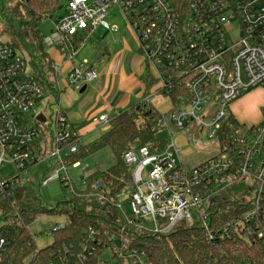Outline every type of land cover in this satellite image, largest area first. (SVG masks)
<instances>
[{"label":"built area","instance_id":"obj_1","mask_svg":"<svg viewBox=\"0 0 264 264\" xmlns=\"http://www.w3.org/2000/svg\"><path fill=\"white\" fill-rule=\"evenodd\" d=\"M113 8L122 12L138 54L172 102L169 112L158 113L157 119L168 139L156 143L154 150L141 147L122 155V163L131 169L128 200L111 204L118 215L110 223L85 232L79 253L56 256L52 264H152L135 244L136 235L169 234L179 223L193 222V214L209 243L253 236L264 248V210L257 200L264 188V120L261 127L229 135L224 130L232 115L230 105L250 88L264 86V0H66L64 14L44 36V46L59 49L71 61L74 36L98 26L114 29L105 21ZM97 76L88 64L76 65L68 72L67 85L80 91ZM44 92L27 60L10 42L0 43V168L7 164L15 170L12 178L0 180V199L16 197L21 175L39 163L49 164L43 187L59 181L74 195L71 171H85L79 162H66L78 150L79 135L59 107L50 148L43 154L41 133L33 125L39 122H32L29 114ZM141 104L148 105L147 99ZM94 121L110 122L105 115ZM171 126L178 134L193 126L215 141L216 156L186 168ZM247 180L254 182L249 198L256 199L254 208L221 226L212 225L205 209L227 188ZM103 185L92 182L91 188L100 195ZM1 222L0 259L10 247L11 234V223Z\"/></svg>","mask_w":264,"mask_h":264},{"label":"trees","instance_id":"obj_2","mask_svg":"<svg viewBox=\"0 0 264 264\" xmlns=\"http://www.w3.org/2000/svg\"><path fill=\"white\" fill-rule=\"evenodd\" d=\"M66 0H30L28 3L17 0H0V21L2 32L9 37L10 44L27 60L33 75L45 87L57 104L59 91L55 85V72L43 43L44 35L40 29L43 20L59 19L65 12ZM88 31L85 32L87 35ZM76 37V36H74ZM81 38L74 43L75 50L82 44ZM158 112L147 104H137L130 110L114 118L101 137L86 147L78 146L76 154L66 158L68 164L80 160L103 148L110 149L115 164L92 182L107 185L111 195L127 187L131 169L122 161V155L130 149L141 147L156 148L155 135ZM263 121L255 126L261 127ZM254 126V125H253ZM244 128L233 115L225 126L226 134ZM32 168L28 167L27 172ZM101 177V179H100ZM101 180V181H100ZM238 185V184H235ZM260 210H264L263 196L257 199ZM256 199H232L227 194L215 198L205 209L214 226H221L243 212L254 208ZM13 197L0 199L1 220L10 222V247L0 259V264H52L56 256L79 253L85 232L95 226L106 225L114 217L109 203L87 211L82 205L77 207L73 200H65L51 210L35 209L20 203L11 206ZM39 214L66 215L69 220L63 229L53 234L51 244L37 249L26 227ZM133 238V236H130ZM137 237V238H136ZM135 244L142 247L152 264H264V248L253 236H235L231 241L209 243L199 222H181L166 235H136Z\"/></svg>","mask_w":264,"mask_h":264},{"label":"rangeland","instance_id":"obj_3","mask_svg":"<svg viewBox=\"0 0 264 264\" xmlns=\"http://www.w3.org/2000/svg\"><path fill=\"white\" fill-rule=\"evenodd\" d=\"M94 0H88V3H92ZM60 13L64 14L63 9L60 10ZM107 22L114 24L121 31L126 25V21L122 12L116 8L111 9L106 17ZM54 19L43 20L40 29L44 36L49 34V29L51 28ZM3 25L0 21V43H9V37L3 34L2 32ZM98 33L85 35L82 34L83 42L78 47L77 51V60L92 62L93 54L95 48L98 44L97 38ZM97 37V38H96ZM59 80V77L57 76ZM138 91V87L135 88L131 93ZM241 98L239 101H237ZM237 100L230 105V112L236 118L244 117L249 113L255 112L256 115L259 114V123L264 120V86L257 88H250L248 92L243 93ZM165 108H159L162 112L166 111ZM58 110V105L54 103L53 97L45 89L43 98L39 101L37 106L32 110L29 116L32 119V122L35 121L38 115L42 114L46 118L45 123H34V127L37 128L41 133L42 139V149L43 154H47L46 150H49L51 144V135L54 131V121L56 118V113ZM256 120V123L258 121ZM247 119V118H244ZM255 123V122H254ZM253 123V124H254ZM244 128H247L250 123L243 124ZM170 131L173 134V138L177 137L178 132H176L173 127H170ZM183 138H176V144L181 148L180 158L182 160L181 164L186 168L192 169L199 165L204 164L208 160L214 158L217 154V148L215 141L212 139H206L205 135H200L193 126H190L183 132ZM98 138V135L90 134L86 140H82V143L79 146L86 147L87 142L95 141ZM155 142L160 143V145L165 144L164 141L168 139V134L164 130H159L155 135ZM91 144V143H90ZM80 165L85 167V171L81 169H74L71 171L73 178V189L75 195L70 190L64 189L59 181L50 182L47 186H42L41 181L43 178L44 170L46 168V163H39L30 169L26 174L21 175V178L24 180L21 181V188H24V191L19 196L13 198V203L15 205L20 203H25L26 206H31L35 209H44L51 210L57 204L65 200H73L77 207L80 208L82 205H85L87 211H92L95 207H100L102 204L110 201L109 207H112L113 202L124 203L128 200L130 196L129 187H124L114 195H111L107 185H103V189L100 192V195H97L94 190L91 188V178L99 177V173L106 171L115 164V158L111 153L110 149L103 148L91 155H88L80 160ZM15 175V170L11 165L4 164L0 168V180H7L12 178ZM85 178L86 185L82 184V179ZM101 179V177H100ZM101 181V180H100ZM254 182L247 180L238 185L229 187L223 192L227 194L232 199L246 198L249 199L253 197ZM126 208L128 210L127 204ZM113 208V207H112ZM113 215L117 216L118 212L113 208ZM194 213V211H192ZM3 212H0V229L4 226V223L1 222V216ZM69 218L66 215H49V214H39L33 223L30 226H27L26 229L37 249H44L48 247L52 240L53 228H59L65 226L68 223ZM196 221V216L193 214V222ZM54 233V232H53ZM110 253L105 252V257H109ZM27 264V262L25 263Z\"/></svg>","mask_w":264,"mask_h":264},{"label":"crops","instance_id":"obj_4","mask_svg":"<svg viewBox=\"0 0 264 264\" xmlns=\"http://www.w3.org/2000/svg\"><path fill=\"white\" fill-rule=\"evenodd\" d=\"M106 17L105 21L107 22ZM107 23L114 29L107 31L103 27L98 26L87 33V36L98 33V38H96L99 41L95 48L92 62L77 60V53L69 61L63 57L59 49L45 47L54 66L55 85L59 91L57 105L66 116L68 122L77 131L79 145L90 134L98 135V138L101 137L108 130L110 122L114 118L120 113L140 104L143 99H147L148 105L158 113H168L172 105L171 100L159 91L158 83L151 75L143 58L138 54L137 42L127 23V26L121 31L116 25ZM50 30L51 28L49 32ZM82 34L85 33L73 37L71 39L72 43H78L83 37ZM84 63L95 70L98 76L90 86L85 87L83 93H79V91L68 87L67 75L73 66ZM137 87L138 91L131 93ZM165 106H167L165 112L159 110V108H165ZM102 115L107 116L110 121L108 125H99L98 122L94 121ZM258 117L259 114L256 115L255 112L239 118L234 116L239 123H250L251 125L249 126L257 125L260 121ZM257 118L258 121L256 123ZM176 138L184 139L183 133L178 134ZM90 143L92 142H87V144ZM48 167L49 164L46 163L44 173ZM21 189L22 191L16 196L23 193L24 188Z\"/></svg>","mask_w":264,"mask_h":264},{"label":"water","instance_id":"obj_5","mask_svg":"<svg viewBox=\"0 0 264 264\" xmlns=\"http://www.w3.org/2000/svg\"><path fill=\"white\" fill-rule=\"evenodd\" d=\"M30 0H23L24 3H28ZM85 91V87H82L79 91V93H83ZM36 120L39 122V123H45L46 122V119L45 117L40 114L37 116ZM22 191L21 188H19L17 191H16V194H19L20 192Z\"/></svg>","mask_w":264,"mask_h":264}]
</instances>
